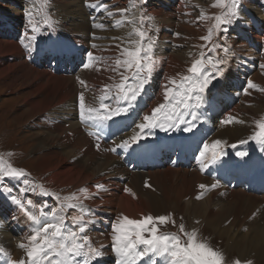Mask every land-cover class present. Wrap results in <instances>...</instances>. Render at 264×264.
<instances>
[{"label": "bare ground", "instance_id": "bare-ground-1", "mask_svg": "<svg viewBox=\"0 0 264 264\" xmlns=\"http://www.w3.org/2000/svg\"><path fill=\"white\" fill-rule=\"evenodd\" d=\"M201 1L148 0V4L145 6L144 10H149L148 12L152 8H160V10H155L157 27L153 35L157 38L155 56L158 65L163 67L164 83L167 77H176V69L187 55L185 49L176 48V46H184L186 41L181 34L182 26L179 27L176 21L206 24L207 20H197L201 12H204ZM55 2L59 11L56 22H58V27L64 30L55 27L43 40L40 37L38 40L44 41L52 34L67 35V41L74 42L78 51L84 53L93 51L96 55L104 57V62H106L109 55L116 53L115 45L129 39L126 31L129 24L115 28L112 35H106L107 31H103L106 26L104 28L94 27L93 30L91 25L93 27L94 23L100 24L103 21L108 23L115 18H106V14L103 12L86 7L85 0H55ZM89 2L95 3L96 0H89ZM23 4L26 5L27 9L33 11L32 5L29 6L25 1ZM116 6L113 11L123 8L121 3ZM250 9L241 8V10L246 11V14L238 13L242 19L237 24V27L240 26L238 35L243 38L247 36L249 40L252 37L258 38L253 33L255 22L258 20H255L253 11ZM84 13H90L87 18L93 13L96 19L92 18V23H85V20L87 22L89 20L84 19ZM13 14L17 15V13ZM34 14L38 23V14L36 12ZM0 15L4 19L5 15L1 12ZM100 16H102L101 19ZM67 19L70 20L67 23L70 25L68 29L64 27L66 24H63ZM110 25L113 26V22ZM237 27L234 28V32ZM248 27H250V34L246 32ZM26 30H28L27 22L23 34ZM28 31L31 35L30 30ZM20 32L17 30V34ZM72 32L74 34H71ZM93 34L98 41V49L91 47L93 44L97 45V43L92 42V38L91 41L88 40L89 35ZM113 37L118 39H112ZM166 43H172V47L171 45L165 46ZM233 47L240 53L248 51L245 43ZM262 49L264 52V44ZM263 61L264 59L261 60V62ZM260 68L249 79L264 84V75L262 74L264 68ZM234 69L235 66H231V70ZM77 72V77L85 81V84L82 85L77 77H74L77 81L74 83L71 75L66 73L57 70L49 71L41 66L29 64L24 57V49L20 41H5L4 36L0 37V79H8L9 90L16 81L21 80L28 85L31 93L37 96L34 98L32 95V97L26 98L22 105L16 106L13 110L12 120L17 124L24 122L25 124H34L35 131L31 134L34 137L32 139L34 141L32 153L38 155L36 166L42 172V175L38 176L40 179L48 175L52 184L60 187L73 186L74 191L80 187H87L89 191L95 192V184H107L108 189L102 193V197L85 201L87 205L94 204L96 206L95 215L98 219L104 220L106 218L108 220L112 215L111 219L116 220L120 214L140 219L142 215L147 214L158 216L166 215L174 210L185 211L193 220H198L200 223L205 220L209 225L217 228L221 236H227L229 240L227 244L233 250H237L241 257L246 255L264 257V195H252L240 189H227L228 194L224 197L219 196L215 190L209 189L199 193V185L212 184L211 180L205 177L204 168L202 170L201 165H198L193 170H188L181 166L174 167L161 164L155 158V150L160 143L150 139L153 136H148L139 142V144L143 142V146H139L141 159H148V154L155 158L154 164H146L144 170H139L133 164V157L128 153V150L136 144L127 149L117 148L116 151H106V149L114 148L121 140L132 135L135 125L141 121L142 117L135 121L131 129L125 128L123 134L116 135L115 143L111 142L110 130L105 126L100 129L99 140L95 136L89 135V130L82 129L76 121L79 117L78 96L79 93L83 92L86 105L94 107L95 105L93 106L90 101H97V94L102 92V87L93 85V83H105L108 72L98 71L96 67L85 69L83 66ZM242 82L243 79H236L229 74L227 80L220 83L219 89L221 85H240ZM159 89L161 90L162 87ZM248 91L254 97L253 99L248 98V100L257 101L261 90L249 89ZM244 95H246L245 92ZM214 100H216V94L213 97ZM244 102L247 104L248 101L241 98L238 104L241 105ZM257 103L253 104V107L244 105L243 111H240V106L235 104L233 107L231 106L232 108L227 107L228 111L222 116L224 120L233 116L236 121H243V123L235 121L229 124L222 123L219 129L215 127L216 131H214L213 138L226 143L230 141L232 146L241 145L239 141L247 139L245 120L258 111L260 102ZM157 104L156 100L151 101V106ZM146 112H149V108ZM114 119H118V117ZM182 133L180 138L183 141L180 142V146L182 149H187L188 136L184 131ZM97 144H99V148H97ZM112 174L122 176L123 182L115 183L110 180ZM92 182L93 184H91ZM147 185H151V187ZM116 189L122 191L121 194L116 195ZM125 189H131V192H127ZM114 212H120V214L115 216ZM69 214L71 215V210ZM13 215L17 217V221L11 220ZM0 219L5 221L3 225H0V247H3L12 259L18 260L25 255L24 250L20 249L18 244L22 241L26 242L24 238L29 234V227L23 213L12 206L2 194H0ZM243 228L245 229L243 230ZM87 234L96 245H105L104 242L109 241L106 231L96 234L89 227ZM104 251L107 253V250ZM0 264H5V261L0 260Z\"/></svg>", "mask_w": 264, "mask_h": 264}, {"label": "snow or ice", "instance_id": "snow-or-ice-1", "mask_svg": "<svg viewBox=\"0 0 264 264\" xmlns=\"http://www.w3.org/2000/svg\"><path fill=\"white\" fill-rule=\"evenodd\" d=\"M147 4L148 0H129L127 7L110 11V6L104 0H96L95 3L85 0L86 7L94 11L103 12L109 18L121 17L113 21V27L131 25V31L127 34L129 39L115 45L119 52L111 70L120 75L119 82L102 86L98 107L87 106L83 92L78 96L80 119L88 124L89 128L96 130L90 131L89 135L95 136L97 140L100 139L102 126L136 108L158 70V60L155 56L157 39L143 27L146 22L154 19L144 11ZM213 6L219 7L221 13L208 17L202 11L197 17V20L209 18L213 20L207 34L200 37L205 43L200 45L199 58L192 61L187 74L167 77L161 86L163 102L142 116L141 121L135 125L132 135L106 151L127 149L139 144L142 139L154 135L157 128L165 132L173 130L191 132L196 128V122L201 118L205 105L212 104L213 89L217 84L226 81L230 74L232 48L227 43V34L242 19L238 15L240 0H215ZM46 7L47 0H43L42 8ZM25 17L31 35L26 30L20 43L30 55L34 51L42 50L50 61L75 59L77 49L74 42L41 49L38 37L43 40L57 23L51 15L44 12L42 24L47 26L44 32L41 31V25L37 23L31 9L25 10ZM93 27L104 28L105 25L94 23ZM149 27L155 28L153 24ZM93 36L95 38V34ZM91 47L95 49L97 45L93 44ZM86 56L87 62L83 63L85 69L96 67L99 70L105 61L104 57L96 55L93 51H88ZM260 67L264 68V63ZM77 79L82 85L86 83L79 77ZM249 89L264 91V88H259L251 79L247 81V88L244 90L246 95L249 94ZM107 101L113 102L114 106ZM234 121L243 123L236 121L233 116H229L222 123L229 124ZM255 123L256 131L249 139L264 145V119ZM225 143L219 139L203 143L198 157L202 170L208 163L216 164L227 155ZM239 143L244 144L247 141L241 140ZM237 155L243 157L247 153L238 152ZM10 182H16L19 187L14 188ZM218 186V183L199 185L202 190ZM94 188L95 192L89 191L87 187H80L69 194L61 195L31 178L25 169L8 163L0 155V194L23 213L29 227V234L24 238L26 242L18 244L25 255L15 260L0 247V260L5 261V264H105L107 257L105 245L94 244L87 234L89 225L95 224L97 219L95 210L85 201L98 197L101 191H106L103 183L95 184ZM125 191L131 192V189ZM28 193L52 198L55 206H50L46 202L37 205L32 199L27 198ZM11 220L17 221V217L13 215ZM4 222L0 219V225ZM168 223L175 225V220L170 215L147 214L142 215L140 219H134L120 214L111 223V251L115 258L114 264H223V254L207 243L198 241L195 228L187 231L181 223L178 231H161L160 226ZM236 264L240 262L236 261Z\"/></svg>", "mask_w": 264, "mask_h": 264}, {"label": "rangeland", "instance_id": "rangeland-1", "mask_svg": "<svg viewBox=\"0 0 264 264\" xmlns=\"http://www.w3.org/2000/svg\"><path fill=\"white\" fill-rule=\"evenodd\" d=\"M23 1H25L26 4H29V6L32 5L33 6V12H36L38 14L37 15V18H39L38 24L41 25V31L42 32L46 31V27H47V26L42 24L45 11L49 15H51L55 21L56 20L58 21L59 11H58V8H56L57 6H56L55 0H47V7L46 8H42L43 0H0V9H2L3 12H5V13H8V12L10 13V11H12V13H10V14L17 13V15L19 16L21 13H23V15H24L25 10L27 8H26V5L23 4ZM64 1H69V0H64ZM257 1H258V3H256V0H240V4L247 6L249 8H252L253 9L252 11L255 13V15H258V17H262V14L260 11H261V6H262V12L264 13V5H263L264 0H257ZM109 2L114 4L112 11L117 7L116 5H119L120 3L123 5V7H127L129 5L128 0H111L108 2L106 1L105 3L109 4ZM214 3H215V0H202L201 1V4L204 7V12L208 17L218 15L222 11L219 7H214L213 6ZM20 6L23 8V10H21V12L18 9ZM153 6H155V5H153ZM241 8H245V7L239 8V12H238L239 14H240V12L242 13ZM256 8H257V10H256ZM155 10H160V8L159 9H153L152 8V10H150V12H148L149 10H146V12L151 14V15H149V14H147V15L150 17H153L154 19H153L152 23L150 21H148L143 25V27L145 29H147L149 31V33L152 35L154 34V31H153V28L149 27V25L155 24L154 30L157 27V25L155 23V19H156L155 18V13H156ZM194 12L196 13L197 11H194ZM13 15L17 17V15H15V14H13ZM105 17L107 18V16H105ZM113 18L120 19L121 17L116 16ZM84 19H87V18L84 17ZM115 19L108 21V23L104 22L102 20L103 22L100 23V24H104L106 26V28L103 29V31H105V30L107 31L106 35H112L113 34L114 29L116 27H113L110 24H112V22ZM262 19H264V17H262ZM2 20L3 19L0 18V21H2ZM22 20L26 24V22H27L26 18H24ZM79 20H82V19H79ZM177 21H176V24L179 25V27L182 26L181 27V31H182L181 34L184 36L186 41H185L184 46H181V47L176 46V48L185 49L187 52L186 53L187 55H186V58L184 59L185 61L183 60L178 65V67L176 69V76H177V74L185 73L187 71V69L190 67L192 61L199 58V52L201 51L200 45L205 43L203 40L200 39V37L205 36L207 34L208 29L211 27V25L213 23V20L211 18H209L207 20L206 24H199L198 22L193 23V22H189V21L181 22L180 20H177ZM69 22H70V20L67 19L63 23L64 25L66 24L64 27L67 29L70 28V25L67 24ZM85 23H92V22L91 21L87 22L85 20ZM58 26L59 25L57 22L53 26V28L57 27L61 30L62 28L58 27ZM128 27H127L128 29H126L127 34H128V32L131 31V25H128ZM91 28L93 30L95 29L94 27H92V25H91ZM234 28H232L228 32V34H227L228 36L234 34V31H233ZM3 29H4L3 25L0 22V33L3 31ZM62 30H64V29H62ZM152 31H153V33H152ZM71 34H74V33L72 32ZM92 39H93V41H92L93 43L98 42L95 38H92ZM214 39H215V37H214ZM4 40L5 41H11L10 39H8V40L4 39ZM168 44H170L172 47V43H167L165 46H168ZM98 45L99 44L97 43V48H95V49H98ZM118 52H119V49H117L116 53L109 55L107 57V61L103 62L100 65V68L98 70V71L108 72V76L107 77L105 76L107 82L105 81V83L94 84L91 81L93 83V85H97L98 87H100V85H107V84L119 82L120 75L117 72H114L111 70L112 67H114V59L118 55ZM155 52H156V50H155ZM261 63H264V61ZM77 74H78V72H75L73 75H71L72 81L74 83L77 82L76 79H74V77L78 76ZM163 79L160 80L161 86H162V82L164 84ZM254 82L256 83V81H254ZM256 84L257 85L259 84L260 86L259 85L258 86L260 88H264V84H261L258 82ZM8 86H9L8 79H0V155H2L5 158V160L8 163H11L13 166L25 169L30 174L31 178H34L36 181H39L40 183H43L45 187H47L53 191L59 192L61 195H66V194L73 192L74 191L73 186H69V187L62 186V187H60V186H56V185L52 184L48 179L49 178L48 175L44 176L42 179L39 178L42 175V172L36 166V161H37L36 157L38 155H37V153H32V145L34 144V141L32 139H34V137H32L31 134L35 131L34 124H32V123L25 124V122L23 124H17L12 120V118H13L12 114H13L14 108H16V106H19L20 104L22 105V102L24 100H26V98L32 97L33 94L31 93V90L27 87L28 85L25 84L24 82H22L21 80L16 81L12 85V88L10 90L8 89ZM161 86L159 85V88ZM159 88H158L159 93H158L156 101L158 103H161V102H163V96L161 94L162 89L160 90ZM98 93L99 94H97V96L99 97V95H101L102 92H98ZM250 95L251 94H247V95L242 96V98H244V101H246V100L248 101L247 104H246V102H244L245 104L242 103L241 105L237 104V102L234 103L238 107L240 106L239 107L240 111H243L244 105H247V107L248 106L253 107V104H258L257 102H260V106H259L258 111L255 114L248 116L245 120V132L247 131V133H246L247 139H249V133H252L253 127H255V125H256L255 122L257 120H261L259 118L264 116V91L260 92V95L257 98V101L256 100H248V98H251V99L254 98L252 95L251 96ZM33 97L35 98L37 96L33 95ZM96 99H97V101L91 100L90 103L93 106L95 104V106L98 107L99 106L98 98H96ZM110 104L112 106H114L113 103H110ZM261 104H263V105L261 106ZM153 107H155V106L149 107L148 113H150V111ZM246 125L248 128L246 127ZM214 131H216V128ZM227 143L231 144L230 141H227ZM10 183L13 185L14 188L19 187V185L16 182H10ZM27 197L32 199L35 203L37 202L36 203L37 205L40 204L41 202H46L50 206L51 205L55 206V201L49 197H41L38 195L34 196L31 193H28ZM166 215H170L172 217V219L175 220V225L168 223L166 225L160 226L161 231H163V232L178 231V226L181 223L184 224L186 230H187V228L189 229L187 231H191L193 228H195L197 231L198 241L205 242L210 247H212L214 250H217V251L221 252L222 254H224L223 255V257H224L223 263L236 264V261H239L240 264H246V262L251 261V262H253V264H264V257H258L256 255H246L244 257H241L240 254H238L237 250H235V249L233 250L232 248H230L229 244H227L229 241L227 236H224V235L221 236L219 231L217 230V228L213 227L211 224L209 225L207 222H205V220L203 221V223H200V221H198V220H193L188 215L187 212L180 211V210L170 211ZM244 229L245 228H243V230Z\"/></svg>", "mask_w": 264, "mask_h": 264}]
</instances>
